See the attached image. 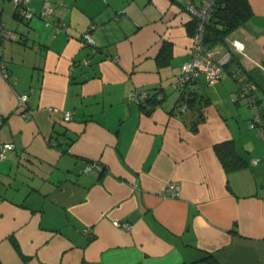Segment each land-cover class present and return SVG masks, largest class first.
I'll use <instances>...</instances> for the list:
<instances>
[{
	"label": "crops",
	"instance_id": "0c3cea01",
	"mask_svg": "<svg viewBox=\"0 0 264 264\" xmlns=\"http://www.w3.org/2000/svg\"><path fill=\"white\" fill-rule=\"evenodd\" d=\"M248 2L244 25L211 48L231 53L219 81L187 87L207 100L197 109L173 86L190 59L184 0H30L29 20L0 0V32L18 35L1 39L0 144L14 143L0 160L3 264H207L202 252L264 264V138L233 77L264 115V0ZM91 25L94 53L80 41ZM142 90L163 93L149 112ZM224 141L246 167L225 171Z\"/></svg>",
	"mask_w": 264,
	"mask_h": 264
},
{
	"label": "built area",
	"instance_id": "2783aa9c",
	"mask_svg": "<svg viewBox=\"0 0 264 264\" xmlns=\"http://www.w3.org/2000/svg\"><path fill=\"white\" fill-rule=\"evenodd\" d=\"M30 0H10L14 7V11L17 17L22 20H29L33 16V11L29 6ZM215 0H198L194 2L193 0H184V8L191 20L195 21L194 32L191 35V42L189 45L190 59L184 61L180 66L179 74L173 82L174 88L178 91L181 96H184L187 92V87L190 83L195 81L199 76H203L206 83L214 84L219 81L225 66L231 60V53L229 50H224L218 57H214L211 49L205 47L203 43V32L205 24L208 22L211 11L213 8ZM52 6L46 3L43 6L42 13L50 14L52 12ZM91 25L80 37V41L83 45L90 47L91 52H96V41L92 35ZM3 37H9L12 39H17L18 35L13 31L4 30L2 25V30L0 32V56H1V39ZM85 64L90 62V59L83 60ZM0 72L6 76V68L4 63L0 60ZM233 77L238 84L237 96L244 97L247 99L250 108V118L247 122V127L253 129L256 133L264 138V116H262L261 109L257 103V96L254 93L253 85L245 80L241 73L233 72ZM152 94L149 90H142L136 96V100L140 103L144 101L145 98ZM155 98L161 100L163 98L162 92H155ZM28 96L27 94L18 95V108L23 117H29L30 112L27 110ZM64 119H71V112L65 111L63 113ZM14 148L13 142H3L0 144V160L6 158L8 151ZM258 160L253 159V163ZM165 191L171 196H177L179 194V185L175 182H170L165 186ZM113 225L121 226L123 228H128L129 224L127 222H119L117 220L112 221Z\"/></svg>",
	"mask_w": 264,
	"mask_h": 264
},
{
	"label": "trees",
	"instance_id": "16d2710c",
	"mask_svg": "<svg viewBox=\"0 0 264 264\" xmlns=\"http://www.w3.org/2000/svg\"><path fill=\"white\" fill-rule=\"evenodd\" d=\"M251 14L252 11L248 0H215L210 18L204 27L203 43L205 47L211 49L214 45L223 43L231 32L244 25ZM191 22V33L193 34L195 21L192 20ZM182 101L186 106L196 107L197 109L201 105L207 103L206 99L191 96L188 91L182 96ZM158 102L159 100L155 98V92H153L149 97L145 98L144 101L140 102L139 105L145 108L146 112H149ZM257 103L259 104L258 97ZM191 128L195 130L196 124ZM214 150L227 172L244 168L248 164L247 161L235 151L232 141L216 143L214 145ZM198 260L204 261L207 264H218L212 254L207 252H202ZM0 264H3L1 259Z\"/></svg>",
	"mask_w": 264,
	"mask_h": 264
}]
</instances>
